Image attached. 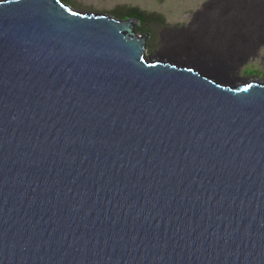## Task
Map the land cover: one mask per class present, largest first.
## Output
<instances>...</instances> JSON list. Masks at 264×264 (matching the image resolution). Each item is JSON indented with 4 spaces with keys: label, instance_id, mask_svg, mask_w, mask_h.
Returning <instances> with one entry per match:
<instances>
[{
    "label": "water",
    "instance_id": "1",
    "mask_svg": "<svg viewBox=\"0 0 264 264\" xmlns=\"http://www.w3.org/2000/svg\"><path fill=\"white\" fill-rule=\"evenodd\" d=\"M132 27L0 0V264H264V86Z\"/></svg>",
    "mask_w": 264,
    "mask_h": 264
},
{
    "label": "bare ground",
    "instance_id": "2",
    "mask_svg": "<svg viewBox=\"0 0 264 264\" xmlns=\"http://www.w3.org/2000/svg\"><path fill=\"white\" fill-rule=\"evenodd\" d=\"M57 1L69 11L81 15L93 14V17H106L117 22L132 21L133 27L130 33L134 34L136 39H141L145 35L135 31L140 21L137 16L119 19L103 13L79 11L61 0ZM210 7L211 10L205 15L206 23L202 35L197 30L198 37L187 38L184 35L188 30L185 26L176 28V32L181 33V37L174 48L164 49L163 55H147L146 41L149 34L146 33L141 54L144 63L158 62L169 64L178 70H191L192 73L206 78L218 87L228 88L231 91L251 83L264 86V80L249 81L240 85L241 83L235 82L234 75V71L238 70L244 62L257 55L256 50L259 44L264 42V0H219L218 3L213 2L207 8ZM229 20L237 25L238 29L235 32H229ZM219 28L221 30L217 31ZM218 34L220 36H217ZM162 39L164 41V38ZM172 39L176 40V37L172 36ZM242 41L244 47L241 50L239 46Z\"/></svg>",
    "mask_w": 264,
    "mask_h": 264
},
{
    "label": "rangeland",
    "instance_id": "3",
    "mask_svg": "<svg viewBox=\"0 0 264 264\" xmlns=\"http://www.w3.org/2000/svg\"><path fill=\"white\" fill-rule=\"evenodd\" d=\"M73 9L103 13L119 19L140 15L142 21L135 27L139 34H149L146 43L147 55L160 56L166 48H174L181 37L176 28L185 26V37H198L197 30L204 31L206 13L213 2L219 0H61ZM227 11V8H226ZM138 17V16H137ZM139 18V17H138ZM226 26V25H225ZM201 27V28H199ZM228 28V27H227ZM237 25L229 20V32H235ZM221 30L219 28L217 31ZM179 35L178 37L175 35ZM197 34V35H196ZM163 35V36H162ZM172 36L176 37L172 39ZM217 36H220L218 34ZM164 38V41L163 39ZM240 49L244 47L243 41ZM254 58H249L234 71L235 82L240 85L264 80V42L260 43ZM181 58L184 59L183 56Z\"/></svg>",
    "mask_w": 264,
    "mask_h": 264
},
{
    "label": "trees",
    "instance_id": "4",
    "mask_svg": "<svg viewBox=\"0 0 264 264\" xmlns=\"http://www.w3.org/2000/svg\"><path fill=\"white\" fill-rule=\"evenodd\" d=\"M137 16L139 17V20H140V21H142V20H143V19H142V17H141L140 15H137Z\"/></svg>",
    "mask_w": 264,
    "mask_h": 264
}]
</instances>
